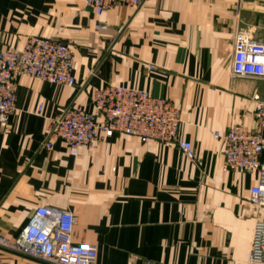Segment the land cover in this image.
Segmentation results:
<instances>
[{"label":"crops","instance_id":"obj_1","mask_svg":"<svg viewBox=\"0 0 264 264\" xmlns=\"http://www.w3.org/2000/svg\"><path fill=\"white\" fill-rule=\"evenodd\" d=\"M240 29L264 41V0H146L102 15L84 0H0V48L21 50L29 35L63 41L77 79L20 77L9 127L0 124V233L15 239L48 205L78 217L72 242L97 245L106 264H245L264 217L250 200L257 175L228 168L214 134L254 127L255 95L264 98V80L232 73ZM106 83L171 98L195 157L177 142L119 132L71 155L51 121L72 105L93 110ZM0 258L47 264L3 249Z\"/></svg>","mask_w":264,"mask_h":264},{"label":"built area","instance_id":"obj_2","mask_svg":"<svg viewBox=\"0 0 264 264\" xmlns=\"http://www.w3.org/2000/svg\"><path fill=\"white\" fill-rule=\"evenodd\" d=\"M102 15L117 5L139 7L146 0H84ZM96 28L104 25L96 23ZM76 54L63 41L29 35L21 50L0 48V124L8 128L17 107L19 79L30 76L52 83L73 86ZM149 70L155 69L150 64ZM234 76L264 80V41L246 29L236 32L232 61ZM255 126L234 124L228 131H215L225 141L226 166L257 175L250 187L252 203L264 208V98L255 95ZM94 109L72 105L51 121L50 136L61 137L69 152L78 156L83 145L92 146L116 132L134 135L144 141L177 142L191 158L195 149L188 139L179 138L180 111L168 97L153 95L146 88L106 83L94 92ZM40 105L38 113L42 111ZM46 148L52 142L45 143ZM78 217L70 209L41 205L36 208L18 237L0 233V249L18 253L47 264H106L99 260L97 245L74 243L71 235ZM0 264L2 259L0 258ZM151 264V263H147ZM245 264H264V218L256 220Z\"/></svg>","mask_w":264,"mask_h":264},{"label":"rangeland","instance_id":"obj_3","mask_svg":"<svg viewBox=\"0 0 264 264\" xmlns=\"http://www.w3.org/2000/svg\"><path fill=\"white\" fill-rule=\"evenodd\" d=\"M254 175H256V172L254 173ZM264 218V217H263Z\"/></svg>","mask_w":264,"mask_h":264}]
</instances>
